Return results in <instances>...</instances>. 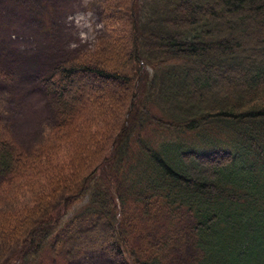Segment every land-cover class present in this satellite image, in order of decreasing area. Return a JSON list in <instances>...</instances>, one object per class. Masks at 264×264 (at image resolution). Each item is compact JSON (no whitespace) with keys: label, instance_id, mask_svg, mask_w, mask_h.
<instances>
[{"label":"trees","instance_id":"16d2710c","mask_svg":"<svg viewBox=\"0 0 264 264\" xmlns=\"http://www.w3.org/2000/svg\"><path fill=\"white\" fill-rule=\"evenodd\" d=\"M117 14L102 50L42 78L57 122L38 143L0 119V264H264V0Z\"/></svg>","mask_w":264,"mask_h":264},{"label":"rangeland","instance_id":"374dc122","mask_svg":"<svg viewBox=\"0 0 264 264\" xmlns=\"http://www.w3.org/2000/svg\"><path fill=\"white\" fill-rule=\"evenodd\" d=\"M130 1L0 0V119L22 150L29 151L57 122L42 78L58 62L102 50L109 35L103 17L118 29L119 7ZM101 87L114 88L107 82L94 83L92 91L98 93ZM191 253L185 246L173 255L186 261ZM44 264L125 262L87 252L70 261L62 254L49 256Z\"/></svg>","mask_w":264,"mask_h":264}]
</instances>
